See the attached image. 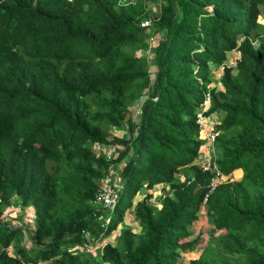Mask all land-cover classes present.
I'll use <instances>...</instances> for the list:
<instances>
[{
  "label": "trees",
  "instance_id": "16d2710c",
  "mask_svg": "<svg viewBox=\"0 0 264 264\" xmlns=\"http://www.w3.org/2000/svg\"><path fill=\"white\" fill-rule=\"evenodd\" d=\"M259 12L264 0H0V217L14 195L35 213L30 248L21 245L20 227L0 224V264H99L68 248L84 242L83 229L95 243L118 226L115 240L101 247V262L264 264ZM146 29L161 34L154 79ZM233 50L239 57L227 66ZM221 66V89L211 87ZM207 92L210 111L221 118L216 167L241 175L208 194L206 217L216 233L198 257L182 263L197 245L189 227L212 175L197 164L195 113ZM143 96L135 121L129 106ZM124 123L128 138L112 132ZM113 144L123 149L106 157L101 149ZM111 165L127 189L103 227L93 197ZM158 184L163 194L154 209L150 191ZM13 242L11 256L6 248Z\"/></svg>",
  "mask_w": 264,
  "mask_h": 264
},
{
  "label": "rangeland",
  "instance_id": "374dc122",
  "mask_svg": "<svg viewBox=\"0 0 264 264\" xmlns=\"http://www.w3.org/2000/svg\"><path fill=\"white\" fill-rule=\"evenodd\" d=\"M257 19H258V21L260 23L264 24V15H263V13L259 12V15H258ZM145 32H147L150 35L149 37H147L146 40H147L148 44L151 47L146 51V56L149 59V63H150L149 71L151 73V78L154 79L156 67H155V64L153 62V57H154V49H153V47L155 46V44H157L156 41L161 38V34L158 33V32H152V31H150V29H146ZM238 57H239V53L236 52V51L227 52L226 53V59H225L224 63L227 66L234 67L235 66V62H236ZM222 69H223V66L215 67V69L212 71L211 78H210L211 87L215 83L214 86L216 85L218 87V89H221V85L218 84L216 80L220 79V75H221ZM144 99H145V96L139 98L137 101H135L134 104L129 106V111H130L131 117L135 121H138V119H139V115H140V109L139 108H140V105H141V103H142V101ZM219 118L220 117L218 116L217 124L219 123ZM112 132L114 134L119 135V136H123V137H126V138L129 137V134L127 133L126 123H124L123 126L120 129L113 128ZM199 135H200V137H202L201 133ZM121 149H123L122 145L113 144V145H109V146L103 147L101 149V151L106 155V157H110V156L117 155V153L119 151H121ZM208 150L213 151V147L207 146V145H202L200 147V151H202L204 153L206 151H208ZM214 153H215V149H214ZM216 156H217V154H216ZM240 173L241 172L235 173L236 174L235 177L239 179ZM237 174H238V176H237ZM176 176L179 177V178H182L180 174H176ZM126 189L127 188H125L124 190L126 191ZM145 192H146L145 189L140 190L137 193V195H136V197L134 199L137 200L138 198L142 197L145 194ZM152 193H153V198L155 200V203H154L153 207H154V209H157L159 207V205H160L159 202H158L159 201L158 198H160L161 195L163 194L162 193V189H161V185L160 184L156 185V188H153ZM125 199L126 198H125V195H124V197L121 198V201H120V204H119L120 206H122L125 203ZM119 210H120V207H117L115 209V212H118ZM115 212H114L113 209H109L108 208V209H104L103 214L104 215H108V216H110L112 218V216L114 215ZM127 212L128 211L125 212V216H126V218H129V213H127ZM8 215L9 216L7 218V221L9 222L10 225H13L12 221H16V213L10 211L8 213ZM25 216H27L26 213H24V217H22V220H19V221H21L22 225L26 224L27 220H26ZM31 216H32V214H31ZM29 225H31V222H29ZM120 227L121 226H118V228H116L114 231H112L108 236L102 238V240L100 241L99 244L107 242V241L108 242L109 241L113 242L115 240V237L119 234ZM189 230H190V232L192 234V237L193 236L194 237L197 236L198 241H197V245L195 246L194 249H192L191 251H189L187 253L184 252L182 254L183 255L182 263H188V261L190 259L198 257L203 252V250L205 249V246H206L208 240L210 239L211 234H215L216 233V231L208 224L207 217H206V208L205 207L202 208L201 212L199 213L198 219L192 224V226L189 227ZM27 235H28V231L26 229L25 230V238H26ZM22 238H23V234H22ZM99 244L97 243L94 246L93 250H92L93 252H89V253H92L93 256L97 255L99 249L101 248V246ZM11 251H12V249H11ZM74 251H77V249L73 250V252ZM96 261L99 264H106V263H102L100 260H96Z\"/></svg>",
  "mask_w": 264,
  "mask_h": 264
},
{
  "label": "clouds",
  "instance_id": "9594fccd",
  "mask_svg": "<svg viewBox=\"0 0 264 264\" xmlns=\"http://www.w3.org/2000/svg\"><path fill=\"white\" fill-rule=\"evenodd\" d=\"M233 51H236V50H233ZM230 52H232V51H230ZM236 52H238V51H236ZM236 63V62H235ZM217 81V83L218 84H220V82H219V79L218 80H216ZM213 84V83H212ZM215 84V83H214ZM214 84H213V86H214ZM205 101H207V103H208V105L206 106V108L203 110V108H204V103H205ZM210 107H211V96H210V93H205V97H204V99L202 100V102H201V104L199 105V107L197 108V110H196V113H195V115H196V123L198 124V130H199V134L201 133L202 134V137H200V135H199V137H200V139H201V143H200V147L202 146V145H204L205 144V139L203 138V133H202V128H201V126H200V123L198 122V116H197V114H198V112L199 111H201V110H203V114L204 115H215L216 117H217V119H218V116L220 117V115H219V113L217 112V111H210ZM140 109V108H139ZM220 120H221V118H219V123H220ZM218 123V124H219ZM218 124H216V126L218 125ZM216 131H217V134L219 133V131L216 129ZM217 136V135H216ZM216 138V137H215ZM214 141H215V139H214ZM214 141L209 145H207V146H211V147H213V151H212V153H213V162H212V169L211 170H203V168H202V165H201V158H202V155H203V153L204 152H202V151H199V160H198V162H197V164L199 165V167L201 168V170L203 171V172H209V173H211L212 175H211V179H210V182H209V185H208V192L204 195V197H203V200H202V203H203V207H205V204H206V202H207V197H208V194L209 193H211L217 186H219V185H221V184H223V183H226V182H228L229 180H232V179H237V180H239L240 179V177H239V179L238 178H236L235 177V173L236 172H241V170H236V171H234L231 175H225V174H223L222 172H220L218 169H217V167H216V164H215V159L217 158V156H216V154L214 153ZM96 148L97 149H99V146L97 145L96 146ZM200 149V148H199ZM216 173H220L222 176H224V180H221V181H219L217 184H216V186L214 187V188H212L211 187V181H212V179L216 176ZM240 175H241V173H240ZM239 175V176H240ZM237 176H238V174H237ZM123 177V176H122ZM124 179V178H123ZM161 185V184H160ZM155 188H156V186H155ZM125 189V179H124V188H123V190ZM161 189H162V186H161ZM122 190V191H123ZM168 191V193L170 192L169 190H167ZM150 192H152V191H150ZM121 195H122V192H121ZM121 195L119 196V198H118V200H117V203H118V201H119V199H120V197H121ZM144 196V195H143ZM142 196V197H143ZM206 199V200H205ZM205 200V201H204ZM116 203V204H117ZM116 206V205H115ZM114 206V207H115ZM113 207V208H114ZM113 208H109V209H113ZM95 209H97V207L95 206ZM10 211H12V212H14V213H16V221H12V223H13V225H10L9 224V222L7 221V218H8V213L10 212ZM99 211H101L102 213H99ZM103 211L104 210H96L94 213H97V214H103ZM24 213H26L27 214V216H25V218H26V224L25 225H22V223H21V221H19V220H22V217H24ZM94 213H93V215H94ZM31 214H32V216H31ZM104 215V214H103ZM105 216H108V215H105ZM95 217L97 218V216L95 215ZM110 217V216H109ZM34 219H35V213H34V209H33V207L32 206H21V204H20V198H19V196H17V195H14L12 198H11V205H10V207L8 208V210H7V212H6V215H3L2 217H0V224L1 223H3V224H6V225H10V226H13V227H20L21 228V230H22V234H23V238H22V240H21V245L22 246H24L25 248H30L32 245V242L30 241V238H29V229L30 228H34ZM98 220V219H97ZM99 221V220H98ZM29 222H31V225H29ZM101 222V221H100ZM110 222H111V217H110ZM110 222L107 224V225H109L110 224ZM101 224V223H100ZM23 227H22V226ZM107 225H105V226H103V227H106ZM102 226V225H101ZM27 229V231H28V235L26 236V238H25V230ZM83 231H88L89 233H90V237H86L85 235H84V232ZM81 236H82V238L84 239V242L83 243H81V244H77V245H75V246H73L72 248L70 247V249L68 248V251L69 252H71V253H78V252H80V251H83V252H86V253H88L89 255H91L89 252H87L86 250H85V248L87 247V246H95L97 243L99 244L100 243V241H95V243H91L90 241L93 239V235L91 234V232L88 230V229H83L82 231H81ZM106 242H104V243H101V244H99L101 247L105 244ZM11 249H12V251H11ZM75 249H77V251H74L73 252V250H75ZM100 250H101V248L99 249V251H98V254H97V256L95 257V256H93V257H95L96 258V260H99V253H100ZM6 251H7V253H8V255H13L14 253H15V249H14V242L13 243H11V244H9V246L6 248ZM92 256V255H91ZM102 263H105V262H102ZM34 264H44L43 262H37V263H34ZM106 264H109V263H106Z\"/></svg>",
  "mask_w": 264,
  "mask_h": 264
},
{
  "label": "built area",
  "instance_id": "2783aa9c",
  "mask_svg": "<svg viewBox=\"0 0 264 264\" xmlns=\"http://www.w3.org/2000/svg\"><path fill=\"white\" fill-rule=\"evenodd\" d=\"M143 27H148L150 25V19H144L140 23ZM208 105L207 101L204 103V108ZM203 110L199 111L198 116V122L200 123V126L202 128L203 138L205 139L204 145H210L216 135V124H217V117L215 115H204ZM213 153L212 151L208 150L205 153H203L201 158V165L203 170H211L212 169V162H213ZM224 180V176H222L220 173H216V176L211 181V187L214 188L216 184ZM124 188V179L122 175L118 172L115 165H111L108 167L107 173L104 174V176L101 179V183L99 188L97 189L94 197H93V203L97 207L96 210H104L108 208H113L119 196L121 195V192ZM206 200V199H205ZM204 200V201H205ZM94 215L97 216V219L101 221V225L105 226L110 222V217L105 216L103 214H97L94 213ZM84 235L86 237H90V233L88 231H83ZM94 246H87L85 250L87 252H93ZM92 256L93 254L90 253ZM97 255H95L96 257Z\"/></svg>",
  "mask_w": 264,
  "mask_h": 264
},
{
  "label": "crops",
  "instance_id": "0c3cea01",
  "mask_svg": "<svg viewBox=\"0 0 264 264\" xmlns=\"http://www.w3.org/2000/svg\"><path fill=\"white\" fill-rule=\"evenodd\" d=\"M237 173V172H236ZM127 220H129L130 223H133L131 217L127 218Z\"/></svg>",
  "mask_w": 264,
  "mask_h": 264
}]
</instances>
